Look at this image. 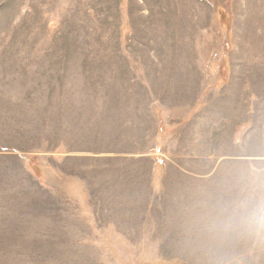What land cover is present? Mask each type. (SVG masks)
Listing matches in <instances>:
<instances>
[{"label":"rangeland","instance_id":"rangeland-1","mask_svg":"<svg viewBox=\"0 0 264 264\" xmlns=\"http://www.w3.org/2000/svg\"><path fill=\"white\" fill-rule=\"evenodd\" d=\"M260 155L264 0H0V264H264L221 244Z\"/></svg>","mask_w":264,"mask_h":264},{"label":"crops","instance_id":"crops-1","mask_svg":"<svg viewBox=\"0 0 264 264\" xmlns=\"http://www.w3.org/2000/svg\"><path fill=\"white\" fill-rule=\"evenodd\" d=\"M258 158L261 162L249 156H236L230 162L229 221L223 224L221 231L223 256L249 258L261 253L264 257V220L257 226L248 219L257 201H264V158L262 155ZM233 172L238 178L237 186L233 184Z\"/></svg>","mask_w":264,"mask_h":264},{"label":"clouds","instance_id":"clouds-1","mask_svg":"<svg viewBox=\"0 0 264 264\" xmlns=\"http://www.w3.org/2000/svg\"><path fill=\"white\" fill-rule=\"evenodd\" d=\"M249 223L253 225H260L264 220V201H257L256 207L251 210L249 214Z\"/></svg>","mask_w":264,"mask_h":264},{"label":"trees","instance_id":"trees-1","mask_svg":"<svg viewBox=\"0 0 264 264\" xmlns=\"http://www.w3.org/2000/svg\"><path fill=\"white\" fill-rule=\"evenodd\" d=\"M28 161H29V162H30V161L32 162V159H28Z\"/></svg>","mask_w":264,"mask_h":264}]
</instances>
